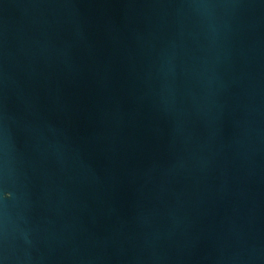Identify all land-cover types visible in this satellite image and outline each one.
I'll return each mask as SVG.
<instances>
[{
    "label": "water",
    "instance_id": "obj_1",
    "mask_svg": "<svg viewBox=\"0 0 264 264\" xmlns=\"http://www.w3.org/2000/svg\"><path fill=\"white\" fill-rule=\"evenodd\" d=\"M0 264H264V0H0Z\"/></svg>",
    "mask_w": 264,
    "mask_h": 264
}]
</instances>
